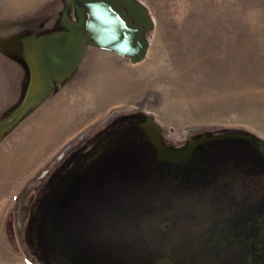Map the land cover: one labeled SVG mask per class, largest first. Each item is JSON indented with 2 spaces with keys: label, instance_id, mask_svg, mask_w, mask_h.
Instances as JSON below:
<instances>
[{
  "label": "rangeland",
  "instance_id": "374dc122",
  "mask_svg": "<svg viewBox=\"0 0 264 264\" xmlns=\"http://www.w3.org/2000/svg\"><path fill=\"white\" fill-rule=\"evenodd\" d=\"M66 1L0 0V83L8 58L23 65L18 39H4L56 30ZM139 1L154 24L145 57L133 63L88 47L1 139L0 264H63L35 232L65 163L115 121L149 117L171 142L232 131L264 142V0ZM26 83L25 68L16 104Z\"/></svg>",
  "mask_w": 264,
  "mask_h": 264
},
{
  "label": "flooded vegetation",
  "instance_id": "af4514ba",
  "mask_svg": "<svg viewBox=\"0 0 264 264\" xmlns=\"http://www.w3.org/2000/svg\"><path fill=\"white\" fill-rule=\"evenodd\" d=\"M143 119L113 122L65 163L35 232L39 248L63 264H153L165 255L180 264H264L256 141L241 131L205 134L225 137L174 167L156 161ZM199 136L162 139L178 147Z\"/></svg>",
  "mask_w": 264,
  "mask_h": 264
},
{
  "label": "water",
  "instance_id": "95a60500",
  "mask_svg": "<svg viewBox=\"0 0 264 264\" xmlns=\"http://www.w3.org/2000/svg\"><path fill=\"white\" fill-rule=\"evenodd\" d=\"M70 10L73 17L69 15ZM153 26L147 8L139 0H67L56 30L18 38V55L27 71V83L21 100L0 120V141L28 112L52 94L54 85L74 73L88 47L107 49L136 63L145 57L149 45L146 33ZM139 127L153 147L156 161L174 167L188 165L201 144L225 137L202 134L172 147L162 139L160 128L151 118L145 117ZM243 138L256 141L264 155L263 141L248 133ZM91 159L87 158L84 163ZM153 264L180 263L165 255L155 259Z\"/></svg>",
  "mask_w": 264,
  "mask_h": 264
},
{
  "label": "crops",
  "instance_id": "0c3cea01",
  "mask_svg": "<svg viewBox=\"0 0 264 264\" xmlns=\"http://www.w3.org/2000/svg\"><path fill=\"white\" fill-rule=\"evenodd\" d=\"M29 34H41V33H34L30 32L28 34H23L20 35L19 37L17 35H10L7 37V39H4V43H11L12 41L25 36ZM3 47V46H2ZM5 49V48H3ZM7 50V49H6ZM10 70L8 71L10 77L7 80V82H1L0 83V99H5V101L0 100V113H4L10 111L13 107L16 106V102L18 100V91L20 90L19 85L21 84L22 80L24 79L25 76V67L24 65L15 62L8 58L5 63ZM3 92L7 97H3ZM5 112V113H6Z\"/></svg>",
  "mask_w": 264,
  "mask_h": 264
}]
</instances>
